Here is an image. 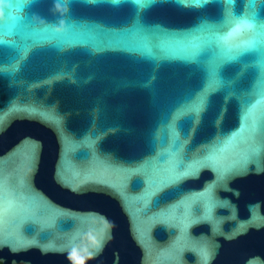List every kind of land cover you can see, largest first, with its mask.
Listing matches in <instances>:
<instances>
[{
	"label": "water",
	"instance_id": "1",
	"mask_svg": "<svg viewBox=\"0 0 264 264\" xmlns=\"http://www.w3.org/2000/svg\"><path fill=\"white\" fill-rule=\"evenodd\" d=\"M0 10L1 264H264V0Z\"/></svg>",
	"mask_w": 264,
	"mask_h": 264
},
{
	"label": "snow or ice",
	"instance_id": "2",
	"mask_svg": "<svg viewBox=\"0 0 264 264\" xmlns=\"http://www.w3.org/2000/svg\"><path fill=\"white\" fill-rule=\"evenodd\" d=\"M21 3L23 2H27V0H20ZM57 2H61V0H57ZM200 2H203V0H200ZM229 3H231V0H228ZM9 17V19H12V16H11V13H6ZM252 20L253 19H249V18H244L240 21H238L236 24H235V28H234V31H238L242 28H250L252 27ZM231 35V33H229V36Z\"/></svg>",
	"mask_w": 264,
	"mask_h": 264
},
{
	"label": "clouds",
	"instance_id": "3",
	"mask_svg": "<svg viewBox=\"0 0 264 264\" xmlns=\"http://www.w3.org/2000/svg\"><path fill=\"white\" fill-rule=\"evenodd\" d=\"M3 17H2V10H0V19H2Z\"/></svg>",
	"mask_w": 264,
	"mask_h": 264
},
{
	"label": "trees",
	"instance_id": "4",
	"mask_svg": "<svg viewBox=\"0 0 264 264\" xmlns=\"http://www.w3.org/2000/svg\"><path fill=\"white\" fill-rule=\"evenodd\" d=\"M0 264H1V262H0Z\"/></svg>",
	"mask_w": 264,
	"mask_h": 264
}]
</instances>
